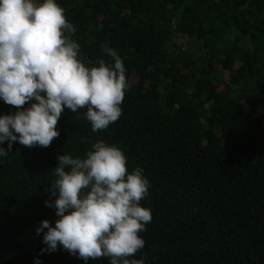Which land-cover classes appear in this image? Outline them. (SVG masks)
I'll list each match as a JSON object with an SVG mask.
<instances>
[{
  "label": "trees",
  "instance_id": "16d2710c",
  "mask_svg": "<svg viewBox=\"0 0 264 264\" xmlns=\"http://www.w3.org/2000/svg\"><path fill=\"white\" fill-rule=\"evenodd\" d=\"M37 3L42 0H36ZM89 66L106 49L129 87L121 117L93 131L67 108L49 147L0 156V264H110L47 248L42 221L58 155L103 140L149 181L145 264H264V0H57ZM30 105L26 103L23 107ZM19 109L0 99V116ZM7 150L8 143L0 144ZM52 200L55 197H51Z\"/></svg>",
  "mask_w": 264,
  "mask_h": 264
},
{
  "label": "clouds",
  "instance_id": "9594fccd",
  "mask_svg": "<svg viewBox=\"0 0 264 264\" xmlns=\"http://www.w3.org/2000/svg\"><path fill=\"white\" fill-rule=\"evenodd\" d=\"M74 31L57 0H0V99L19 109L0 116V144L8 143L0 156L17 141L49 147L60 135L57 124L65 108L74 113L86 108L93 131L106 130L121 117L129 87L122 58L107 48L112 62L100 59L89 66L71 38ZM92 149L83 158L57 157L45 204L55 208L58 219L36 229L37 235L47 229L41 253L59 245L84 261L106 257L110 264H145L133 257L145 247L140 233L152 220L151 209L141 206L149 181L139 167L129 172L119 147L100 140Z\"/></svg>",
  "mask_w": 264,
  "mask_h": 264
}]
</instances>
